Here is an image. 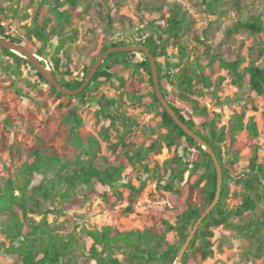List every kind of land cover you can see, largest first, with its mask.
<instances>
[{"label":"trees","instance_id":"trees-1","mask_svg":"<svg viewBox=\"0 0 264 264\" xmlns=\"http://www.w3.org/2000/svg\"><path fill=\"white\" fill-rule=\"evenodd\" d=\"M87 2L88 0H15L16 7L11 8V12L19 34H6L4 23L8 21V17L0 7V37L24 47L42 59L41 64L44 66L48 57L52 76L57 83L66 90L77 91L84 84L90 67L84 68V77L80 80L66 79L71 76V59L67 50L77 38V31L67 28L71 26L73 16H79L76 9L86 6ZM220 3V0H216L207 5L212 15L218 14ZM65 6L67 9H63ZM29 9H33L32 13L28 12ZM27 20H30L29 24H21ZM107 22L110 25L112 23L110 18ZM262 24L260 16H251L245 22H238L236 29L257 35L263 32ZM191 27L187 12L177 4H170L164 27L155 28L156 38L148 36L142 41L125 42L123 33L120 32L116 39L101 48L99 55L111 48L134 45L147 48L155 59L160 91L169 107L185 126L210 147L220 165L222 177L217 203L198 225L180 264H203L211 258L212 229L219 226L233 228L247 247V252L254 259L263 258L264 264V212L253 215L258 208L257 203L264 199V165L259 162L260 148L255 144L259 135L256 123L253 118L244 122L245 115L241 112L233 114L227 126L218 127L216 119L209 116L207 108L192 98L199 94L195 89L196 84H202L205 89L212 87L211 77L218 75L221 70H227L234 77L232 82L239 87L243 79L238 72L242 59L225 61L220 56H211L194 68H178L174 63L177 69L174 81L170 76L162 74L159 61L168 58L169 49H177L182 58L189 53L182 39L191 31ZM199 44L207 53L206 44L202 41ZM59 53L67 57L68 65H61ZM263 54L264 50L259 48L258 55ZM135 55H140L142 61L134 62ZM0 57H8L15 62V67H11L13 77L21 76V66H30L39 82L46 86V91L42 94L44 103L53 105V112L45 122L39 121L32 111L20 114L18 118L25 123L23 138H15L9 145L2 133L16 123V118L9 113V104L22 94L14 81L9 88L0 86V110L5 114L3 126H0V155L7 152L12 163H21L19 180L9 177L0 187V213L7 217L1 231L9 241L7 247L0 244V255L15 257L13 264H73L72 253L77 246L76 240L56 234L45 218L34 224L29 214L33 213V208L43 207L38 199L50 204L56 200L68 203L75 199L77 193L93 191L98 185L109 189V192L101 195L103 211L115 220L126 218L135 213L137 201L145 188V181H140L137 186L131 180L123 183V173L130 168L131 172L143 174L149 181H153L157 190L167 195L169 206L149 204L147 213L139 216L141 221L151 223L143 231L120 232L109 226L85 231L92 241L90 257L96 264H173L194 225L214 202L218 176L210 155L175 124L156 98L145 54H109L90 85L76 96L61 94L31 64L1 46ZM95 61H91L90 66ZM167 65L169 69L170 66L168 63ZM124 71L129 72L126 78L121 75ZM245 72L248 75V88L257 96H264V68L250 63ZM222 81V77H217L215 90ZM112 82L117 83L121 96L136 105H140L142 101V85L147 83L152 89L148 111L156 109L160 121L157 130L152 131L155 139L144 149L131 148V138H126L130 127L138 125L137 121L115 110L116 100L108 99L98 92L101 85ZM165 84L171 85L177 101L187 105L190 111L187 116L168 101L170 93ZM6 89L12 90L4 92ZM93 101L99 107L95 113L97 119L109 121L113 127L117 122L124 130L117 134L118 144L122 147L119 162L102 168H97L93 163L100 151V144L84 128L77 105ZM222 103H227V100ZM243 131L247 134L244 141L237 138V134ZM173 147L175 154L172 158L165 160L161 166L154 163V157L163 148L170 150ZM180 147L181 154L178 153ZM246 148L251 150V156L245 173L238 180L242 192L234 196L239 199L240 204L230 210L227 205L228 181L234 173L233 165L239 161L240 153ZM83 155L89 158L84 160L81 158ZM149 163H154V166L149 168ZM35 175L45 178L32 186ZM48 175L51 177L46 178ZM123 204L125 205L122 206ZM51 211L54 210H47L45 213ZM245 213L249 214L247 218H243ZM232 217L240 218L242 223L232 224ZM170 233L174 234L173 242L167 240ZM249 240L254 241L252 250L249 248ZM115 251L121 252L122 260L115 256Z\"/></svg>","mask_w":264,"mask_h":264},{"label":"rangeland","instance_id":"rangeland-1","mask_svg":"<svg viewBox=\"0 0 264 264\" xmlns=\"http://www.w3.org/2000/svg\"><path fill=\"white\" fill-rule=\"evenodd\" d=\"M214 1L216 0H88L86 6H79L76 9L75 12L79 16L74 15L71 26L67 28L68 30L75 29L77 38L67 50L71 59L69 65L71 76L66 79L80 80L83 78L84 68L90 67L91 69L94 64L90 66V63L99 59L101 48L116 39L120 32L123 33L125 42L142 41L148 36L156 38V26L164 27L170 4H177L187 12L191 20V31L182 39V43L189 53L185 55V58H182L178 55L177 49H169L168 58L159 61L162 74L170 76L171 80L174 81L177 71L174 63L178 65V68L184 66L194 68L196 64H203L211 56H220L225 61L242 59L238 67V72L243 76L239 87L232 82L234 77L227 70H221L218 75L211 77L212 87L205 89L202 84H196L195 89L199 94L192 98L196 99L199 105L207 108L209 116L216 119L218 127L227 126L233 114L243 112L245 115L244 122L248 118H253L259 134L255 140V144L260 148L258 151L259 162L264 165V96H257L248 88V75L245 72V68L250 63L264 68V54L258 55L259 48L264 50V0H220L218 14L212 15L207 5ZM0 7L6 11L8 17V21L4 23L6 34L9 36L19 34L11 12V8L16 7L15 0H0ZM63 9H67V6ZM32 11L33 9L28 10L29 13ZM251 16L261 17L263 32L253 35L247 31L236 29L238 22H245ZM108 18L112 21L111 25L107 22ZM29 23L30 20H27L21 24ZM201 41L206 44L207 53L200 48L199 43ZM36 44L38 45V43ZM17 56L21 57L20 55ZM58 57L62 66L67 64V57L63 53H59ZM26 61L31 64L28 60ZM141 61L142 57L135 55L134 62ZM167 63L170 66L169 69ZM45 65L50 70L48 57ZM32 66L34 67V65ZM11 67H15V62L12 59L8 57L1 59L0 57V86L9 88L10 83L14 81L16 88L22 94L20 98L13 99L9 104V113L13 118H16L15 126L7 128L8 131L6 132H2L0 128L9 145L13 143L15 138L18 140L23 138L25 123L18 118L20 114L23 115L27 111H32L39 121L45 122L53 112V105L44 103L42 94L46 91V86L39 82L35 71L30 66L23 65L20 67L21 76L13 77L11 76ZM128 74V71L121 73L124 78ZM219 76L223 78V81L215 90L214 84ZM164 86L170 93L168 101L179 109L184 116H187L190 113L187 105L181 104L175 99L171 85L165 84ZM11 90L6 89L4 92H11ZM151 91L149 84L144 83L140 90L141 104L136 105L127 100L125 96H121V90L117 88L116 82L105 83L98 90L102 96L116 100L115 110L137 121L138 125H132L130 133L126 134V138L129 136L131 138V148L144 149L155 139L152 131L157 130L160 118L156 109L148 111L151 103ZM95 94L93 93V95ZM225 100L227 103H222ZM77 105L84 128L100 144V151L93 160L94 165L97 168H102L118 163L122 154V147L118 144L117 134L124 132L121 125L116 122L113 127L109 121L97 119L95 113L99 107L95 101ZM4 118L5 114L0 110L1 127ZM161 131L163 132V130ZM246 136L245 131L237 134V138L242 141L246 139ZM178 143L181 144L182 142ZM178 153H182L181 147L178 149ZM174 154V147L170 150L163 148L154 157V163L161 166L165 160L172 158ZM250 156L251 150L249 148L244 149L240 153L239 161L232 167L234 173L232 179L228 181L229 197L227 200L230 210H234L240 204L239 199L234 196H238L242 192L238 180L245 173ZM81 158L86 160L89 157L83 155ZM154 163H149V168H152ZM20 166L19 161L14 163L10 161L7 152L0 155V187L3 181L9 177L16 181L19 180ZM50 177V175L46 176V178ZM44 178L42 175H35L31 185L38 184ZM128 180H131L132 184L136 186L139 185L140 181H145V188L137 201L135 213L126 218L115 220L103 211L101 195L104 192H109V189L98 185L93 191L77 193L75 199L68 203H59L56 200L50 204L38 199L43 207L41 209L33 208L34 211L29 214V217L34 224L40 223L45 218L56 234L63 238L72 237L76 240L77 246L72 253L73 264H96L90 257L92 241L86 236L85 231L100 230L106 226L120 232L143 231L149 228L151 223L141 221L139 216L147 213L149 204L169 206L166 200L167 195L157 190L155 183L149 181L145 175L135 174V172H131L130 168H127L123 173V183ZM257 206L258 208L253 214L255 216L264 212V199L258 202ZM47 210L54 211L45 213ZM247 216L249 214L245 213L243 218H247ZM168 220L172 222L171 219ZM6 222V215L0 213V244L7 247L9 241L1 231ZM230 222L234 225L242 223L238 217H232ZM212 232L213 237L210 241L213 255L203 264H263V258L254 259L247 252V247L233 228L219 226L213 228ZM167 240L173 242L175 240L174 234H168ZM248 242L250 250L254 249V241L249 240ZM115 256L119 260L123 258L120 251H115ZM15 259V257L2 254L0 255V264H13Z\"/></svg>","mask_w":264,"mask_h":264},{"label":"water","instance_id":"water-1","mask_svg":"<svg viewBox=\"0 0 264 264\" xmlns=\"http://www.w3.org/2000/svg\"><path fill=\"white\" fill-rule=\"evenodd\" d=\"M0 46L6 50L11 51L12 53L16 54V55H20L21 57L25 58L26 60H28L32 65H34V67L37 69V71L42 74V76L52 85L54 86L61 94L65 95V96H76L77 94H80L83 90H85V88H87L91 81L92 78L94 77V75L96 74V72L98 71L99 67L102 65L103 61L105 60V58L112 53H116V52H142L145 54V56L147 57L148 61H149V65H150V69H151V73H152V79H153V84H154V92L156 95V98L158 99L159 103L161 104V106L164 108V110L168 113V115L173 119V121L175 122V124L180 127L183 132L185 134H187L189 137L193 138L194 141L201 146V148L203 149V151L207 154L210 155L216 172H217V176H218V190L216 193V197L214 202L212 203V205L206 209V211L202 214V216L200 217V219L197 221V223L194 225L187 241L185 242V244L182 246V248L180 249L175 261L173 264H180L182 257L184 255V253L186 252L189 243L193 237V235L195 234L198 225L201 223L202 219L210 212V210L214 207V205L217 203L218 200V196H219V187H220V183H221V168L220 165L218 163L217 158L215 157V155L213 154L212 150L210 149V147H208L201 139L200 137H198L193 131H191L187 126H185L175 115V113L173 112V110L169 107V104L167 103V101L165 100L164 96L162 95L161 91H160V85H159V81H158V75H157V68H156V62L155 59L153 58V56L150 54L149 50L143 46H125V47H120V48H111L109 50H107L104 54H102L99 59L94 63V65L92 66V68L90 69L86 80L84 81V84L82 85V87L77 90V91H69L66 90L64 88H62L57 81L54 79V77L52 76L51 71L46 68V66L41 64L42 59H40L39 57H37L36 55H34L33 53H31L30 51H28L27 49H25L22 46H19L9 40H5L3 38L0 37Z\"/></svg>","mask_w":264,"mask_h":264}]
</instances>
